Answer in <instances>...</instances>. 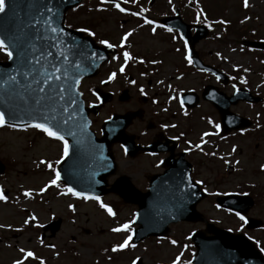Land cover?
I'll return each mask as SVG.
<instances>
[{
    "label": "rangeland",
    "instance_id": "374dc122",
    "mask_svg": "<svg viewBox=\"0 0 264 264\" xmlns=\"http://www.w3.org/2000/svg\"><path fill=\"white\" fill-rule=\"evenodd\" d=\"M189 1L193 3V7L185 8L186 19L189 18L191 22L201 19L211 31L208 37L196 44V49L206 61L222 64V68L233 74V87L241 84V80H247L254 85L250 88L264 97V85L257 88L262 84L261 81L264 82V54L247 47L244 42L246 38L264 40V0H247V6L244 0ZM95 10L85 4L78 10L71 11L68 17L75 22L81 21L85 27L94 30L91 34L96 38L113 37L117 40L120 30L116 23L130 26L127 16L114 11ZM139 31H142L143 36H134V41L142 50L154 49L155 55L150 61L157 62V67H161L163 72L161 77L164 78L158 90L167 94L164 86L167 83L173 84L176 72L177 75L182 74L184 71L181 68L187 61L183 62L182 52L174 49L177 44L174 46L158 35L148 36L144 29ZM214 53L220 55L221 61ZM4 57V51H0V59ZM157 58L161 60H156ZM116 59L110 58L101 66L98 76L86 80L82 87L98 84L102 78L106 79L113 74V79L117 81L110 84L111 88L119 87L123 78L136 81L139 85L151 84L144 77L146 70L136 69L139 66L137 61H134L135 65L130 62V68L121 72L118 67L120 64L123 67L124 64L121 58ZM242 70L251 74L242 76ZM176 83L179 88L191 87L199 92L204 84L210 83V79L191 70L184 72ZM146 89L148 94L156 93L155 88ZM131 92L136 100L138 93L133 89ZM131 105V101L126 104L110 103L94 118V125L97 127L102 117L111 109L121 110ZM263 108L264 105H257L245 111L243 104L234 107L235 112L248 115L253 120L254 131L247 133L246 141L244 137L240 138L241 143L235 141V138L223 142L220 160H205L208 157L203 154H192L191 157L199 158L201 164L194 161L195 171L202 174L195 176L206 179L207 190L210 192L196 206L204 220L232 232L245 233L264 254V170H259V164L264 163ZM202 110L206 111L205 106L198 104L189 118L179 121L180 126L173 132L184 128L189 133V140L195 142L200 130L205 128L200 119ZM258 111L261 112V120L255 119V112ZM145 126L146 121L142 124L143 128ZM56 141L57 139L33 131H14L6 125H0V162L3 165L0 170V194L4 197L0 199V264H15L16 261H21V264H133L139 257L142 264H173V261L176 264H190L195 248L189 234L195 229L205 231L204 221L170 224L168 232L162 237H147L137 244L129 241L125 248L113 251L115 246L132 236L134 226L131 223L136 206L123 203L113 193L97 200L74 195L61 187L59 182L52 184L56 175L54 171L65 145L57 144ZM231 143L236 145L233 157L230 156ZM114 155L117 161L114 175L127 174L138 188L145 189L144 183H140L143 180L140 171L144 170L146 174L155 169L146 161H139L137 157L125 158L118 147H114ZM234 159L239 160L235 165ZM113 178L114 176H110L108 181L111 182ZM227 192H249L254 197L255 203L248 215L263 221L259 229H245L241 215L217 206L214 195ZM101 204L107 208L115 204L116 209L111 208L113 215H109L107 208L101 207ZM54 219H60V226L54 234L49 229H42L46 222ZM124 224H128L127 229L112 231ZM28 251L33 256H25L24 253Z\"/></svg>",
    "mask_w": 264,
    "mask_h": 264
},
{
    "label": "water",
    "instance_id": "95a60500",
    "mask_svg": "<svg viewBox=\"0 0 264 264\" xmlns=\"http://www.w3.org/2000/svg\"><path fill=\"white\" fill-rule=\"evenodd\" d=\"M78 1L5 0V11L0 12V39L4 40L12 57L7 62H0V112L5 114V123L45 124L69 138L68 154L58 171L67 187L81 193L114 191L125 201L137 203L134 223H139V227L134 231V243L149 235H163L170 222L197 219L195 205L204 195L191 181L176 189L179 191H172L173 187L167 185L161 187L160 192L151 182L148 191L143 193L127 178L121 177L106 188L105 178L114 167L107 172L102 158L105 155L110 160L106 151L114 137L105 128L100 139L88 130V110L83 107L77 91L80 79L94 74L106 53L89 38L63 26L65 9ZM171 25L178 27L189 42L194 64L212 70L201 63L193 49L194 44L207 35V29L196 26L192 36L188 25ZM228 101L216 97L212 102L222 111L223 122L229 121L230 127L231 122L226 118ZM119 118L130 121V115ZM217 201L223 207L243 213L251 205L249 198L231 194L219 197ZM59 223L56 220L46 227L55 231ZM259 224V220L247 219L249 228ZM207 229L212 235L206 236L202 231L191 235L197 248L192 264H264L259 251L241 234L234 235L210 224ZM136 264H141V260L138 259Z\"/></svg>",
    "mask_w": 264,
    "mask_h": 264
},
{
    "label": "flooded vegetation",
    "instance_id": "af4514ba",
    "mask_svg": "<svg viewBox=\"0 0 264 264\" xmlns=\"http://www.w3.org/2000/svg\"><path fill=\"white\" fill-rule=\"evenodd\" d=\"M127 2H121L119 3V5L124 8L125 10H127V14L123 15V16H127L126 20L129 21L130 26L126 27L125 24L121 25L118 27V24L116 23V26L118 27V29L120 30V34H123L127 31L130 32V35L128 37V39L125 41L124 45L122 47H119V42L116 41V39H114L113 37L110 38H96L97 40H106L109 44L114 45L115 47V51L116 53L121 52L123 55L125 52H127L130 56L134 57V58H140V59H152L153 56L155 55V53L153 52L154 49H145L142 50L140 47H137L136 42L134 41V36H143L142 31H139L140 29H144L146 30V35L148 36H159L161 38V35H164V33L168 32L169 29L166 28L163 24H161L158 21V18L155 16L150 17V13H146L144 10L148 9L147 7H151L152 10L154 11H158L157 14H160L163 10V7L166 6V8H168V4L164 3V2H157L156 0H151L150 2H146L145 3H141V2H132V0H129ZM131 3V4H130ZM107 6H109L110 8H114V4H108ZM158 6V8L156 7ZM107 9H105L104 12H106ZM164 15H168L171 14L170 10H166L163 11ZM144 19H146V21H144ZM151 22V23H149ZM124 28V29H123ZM169 32H174L173 30L169 31ZM173 34L168 36V41H172L173 38ZM165 39V38H164ZM166 40V39H165ZM166 40V41H167ZM134 49V51H132ZM131 58H128V60H130ZM213 79V77H212ZM129 82H122L121 85L117 88L114 89V93L117 95L119 91L123 90V89H127L130 95V100L132 102L131 107L125 109L126 110H133V109H137L140 112V117L137 118L136 120H134L130 125V129L133 130V134H134V140L136 143L141 144V145H145L150 143L151 141H158L159 143H161V145L165 146V147H170V146H174L173 149V153L174 156L176 157L179 152L184 151V158L187 159L188 161H190L193 164H201L199 161V158H192V154H193V148H191L190 142H189V137L188 134L186 132V130L183 129H178V131L176 133L173 132V130L175 128L178 127V124H176V126L172 129L173 124L182 121V119H184L183 117L180 118L178 117V114L173 113L172 111H169L167 113V117L163 116V106L161 103L156 102V100H154L150 95L145 96V95H138L136 100L135 97L131 94V89H135L136 91H139L140 89V85H136V83L129 85ZM100 84L102 87H98L97 85L94 86L92 89L90 88H85L82 91L85 103L88 104L90 102H94L92 100L97 101V97L95 95V92L99 89L103 90V91H110V81H105V80H101ZM89 87L92 86L88 85ZM154 88L157 90L159 88V84L157 82H155L154 84ZM95 91V92H94ZM224 91L227 94H230L232 92V89L229 90H225ZM110 103L104 104V105H108ZM120 104V103H118ZM123 104V103H122ZM239 104H243L244 103H239ZM148 105V107H147ZM203 105L206 108V111L201 112V120L204 123V126L208 129L207 136H211V135H215V130H214V126L216 123H218L219 121V117L218 114L216 112V110L208 103V102H203ZM233 110V107L231 108ZM252 106L251 105H247L245 104V111L251 110ZM110 115V114H109ZM107 115V116H109ZM210 116H214L215 118H210ZM171 119V121H167ZM208 119V120H207ZM216 120V121H215ZM146 121V128L143 130L142 129V124L143 122ZM209 121V122H207ZM215 121V122H214ZM165 124H168V126H164ZM249 131H254V130H245V131H234L233 134H235V136H245V138L247 137V133ZM254 133V132H253ZM165 137H168L172 140H169L166 144L165 143ZM115 146H119L118 143H115ZM169 153V151L167 150L166 152H160V153H146L143 151H139L136 155V157L138 158L139 161H146L147 164H149L152 168H154L155 170L151 173H144V170L140 171V176L143 178V180L140 183H144V185H146V183L148 182V178L151 174L153 173H157V172H161L163 167H162V160L163 158ZM195 154H198V150L196 152H194ZM204 152L200 149V153L199 154H203ZM204 155V154H203ZM206 155L208 156V158H205V160H212L214 159V155L211 152L206 153ZM195 159V160H193ZM263 165L264 163L261 162L259 164V167ZM193 177L197 174V175H201V173H194V168L192 171ZM198 184L202 187L206 186V181L202 178L198 180Z\"/></svg>",
    "mask_w": 264,
    "mask_h": 264
},
{
    "label": "snow or ice",
    "instance_id": "6c2138e0",
    "mask_svg": "<svg viewBox=\"0 0 264 264\" xmlns=\"http://www.w3.org/2000/svg\"><path fill=\"white\" fill-rule=\"evenodd\" d=\"M244 4L245 6H247V0H244ZM117 8H119L121 11H124L123 8H120V5L119 4H116L115 5ZM5 11V0H0V12H4ZM151 23V22H149ZM86 31V30H85ZM169 31H171V29H169ZM101 43H104V44H107L108 47H114V45L112 44H108L107 41H101ZM0 51H4L6 52L7 56L9 58L12 57V52L11 51H8V48L5 46V42L3 39H0ZM124 57L125 59H128L129 58V54L127 52L124 53ZM115 59V57H114ZM121 71H123V67H121L120 69ZM114 75V74H113ZM113 78L112 75L109 76V80H111ZM49 79H51V77H49ZM5 123V114L0 112V125H3ZM36 127L38 128H42L49 136H52V137H57L59 139H63L62 136H59V133L54 131L52 128L48 127L47 125L45 124H36L35 125ZM217 128H219V125L216 126ZM205 135H208V133H205ZM197 147H199V145H197ZM68 154V145L67 143L65 142V145H64V155H67ZM51 167V165H49ZM60 178V173L59 172H56V175H55V178L51 181L52 184H56L57 180H59ZM41 191H43V189H41ZM68 192H72L74 195H77V196H80V195H83V193H79V192H74V190L72 188H68ZM27 195V193H25ZM3 195L0 194V199H3ZM97 200H99V197H96ZM101 207H106V205H103L101 204ZM107 211L109 213V215H113V212H112V209L111 208H107ZM239 215V214H238ZM242 220L244 219L243 216L240 217ZM25 223H27V221H25ZM128 228V224H124V225H121L117 228H114L112 229V231L114 232H119L123 229H127ZM131 240V236H128L124 241L123 243L115 246L113 248V251H116L118 248L119 249H123L125 248L126 246H128V243L129 241ZM172 243H176L175 241H172ZM21 252H24L23 249H21ZM25 256L27 257H31L33 256V253L31 251H28L26 253H24ZM179 259V257H177V260ZM15 264H21V261H16ZM133 264H135V262H133ZM173 264H176V261H173Z\"/></svg>",
    "mask_w": 264,
    "mask_h": 264
}]
</instances>
